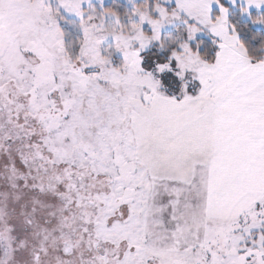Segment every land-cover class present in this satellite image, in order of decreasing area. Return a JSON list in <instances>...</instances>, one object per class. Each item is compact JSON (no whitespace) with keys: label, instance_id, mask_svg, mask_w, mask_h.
I'll list each match as a JSON object with an SVG mask.
<instances>
[{"label":"snow or ice","instance_id":"6c2138e0","mask_svg":"<svg viewBox=\"0 0 264 264\" xmlns=\"http://www.w3.org/2000/svg\"><path fill=\"white\" fill-rule=\"evenodd\" d=\"M0 264H264V0H0Z\"/></svg>","mask_w":264,"mask_h":264}]
</instances>
